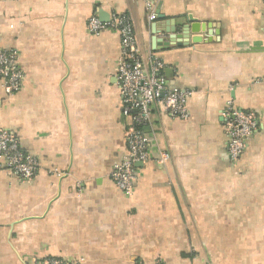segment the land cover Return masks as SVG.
I'll use <instances>...</instances> for the list:
<instances>
[{"label": "crops", "instance_id": "crops-1", "mask_svg": "<svg viewBox=\"0 0 264 264\" xmlns=\"http://www.w3.org/2000/svg\"><path fill=\"white\" fill-rule=\"evenodd\" d=\"M146 1L0 0V50L24 74L14 95L0 78V129L38 160L30 182L0 161V264H264V0H149L154 22ZM113 13L132 17L167 87L192 92L188 120L153 105L130 196L111 179L127 154L121 36L87 28ZM230 104L257 121L237 160Z\"/></svg>", "mask_w": 264, "mask_h": 264}, {"label": "built area", "instance_id": "built-area-1", "mask_svg": "<svg viewBox=\"0 0 264 264\" xmlns=\"http://www.w3.org/2000/svg\"><path fill=\"white\" fill-rule=\"evenodd\" d=\"M150 22L156 20L153 1H146ZM89 32L98 34L105 30L117 31L121 36L122 60L117 70V85L120 89L123 115L127 120V154L117 163L111 175L114 184L126 195L132 194L136 179V167L149 161V139L143 129L151 122L153 105L161 103L172 120H188V100L192 92L169 89L162 75L165 63L141 52L135 23L125 13H113L107 21L93 15L87 25ZM0 78L3 88L9 95L20 92L24 74L19 69L15 52L0 50ZM264 83V81H262ZM230 138L228 154L231 159H239L245 150L246 140L257 128L254 114L237 110L232 104L223 114ZM170 158L161 154L160 164ZM0 161L4 162L11 174L32 181L38 172V160L23 152L17 137L7 130L0 129ZM37 264H79L60 258H44ZM156 264H164L158 260Z\"/></svg>", "mask_w": 264, "mask_h": 264}, {"label": "water", "instance_id": "water-1", "mask_svg": "<svg viewBox=\"0 0 264 264\" xmlns=\"http://www.w3.org/2000/svg\"><path fill=\"white\" fill-rule=\"evenodd\" d=\"M189 22H190V23H194V21L191 20V19H190ZM195 31H197V30H196V27H192V28H191V27H187L186 24H185L184 26H182V34H183V35H186V34L189 35V32H195ZM165 32H166V33H169V34H172V36L169 37V43L172 42V41H174V40H176L177 37H178V38L180 37V36H177V35H176V29H175V28H168V29L165 30ZM155 33H156V31H155ZM155 41H156V40H155ZM167 45H169V44H167Z\"/></svg>", "mask_w": 264, "mask_h": 264}]
</instances>
